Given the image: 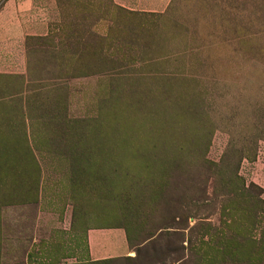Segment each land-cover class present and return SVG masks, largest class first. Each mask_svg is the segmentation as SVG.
<instances>
[{
	"label": "rangeland",
	"instance_id": "374dc122",
	"mask_svg": "<svg viewBox=\"0 0 264 264\" xmlns=\"http://www.w3.org/2000/svg\"><path fill=\"white\" fill-rule=\"evenodd\" d=\"M33 7L0 42V264H264V0Z\"/></svg>",
	"mask_w": 264,
	"mask_h": 264
},
{
	"label": "crops",
	"instance_id": "0c3cea01",
	"mask_svg": "<svg viewBox=\"0 0 264 264\" xmlns=\"http://www.w3.org/2000/svg\"><path fill=\"white\" fill-rule=\"evenodd\" d=\"M16 3L17 7H15ZM29 6L34 8V0H2L0 3V42L4 44L19 43L24 41L31 31L43 30L41 22H25L29 18L36 19L32 15L30 16L29 10H31V7ZM12 7L13 9H10ZM91 250L95 259L123 254L126 251L124 234L120 231L106 233L103 238L99 239V247L94 249V251L93 249Z\"/></svg>",
	"mask_w": 264,
	"mask_h": 264
}]
</instances>
